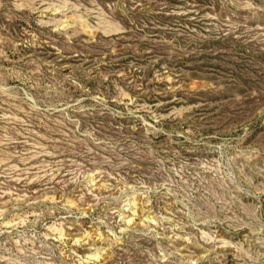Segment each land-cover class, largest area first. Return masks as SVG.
Instances as JSON below:
<instances>
[{"label":"rangeland","instance_id":"1","mask_svg":"<svg viewBox=\"0 0 264 264\" xmlns=\"http://www.w3.org/2000/svg\"><path fill=\"white\" fill-rule=\"evenodd\" d=\"M0 264H264V0H0Z\"/></svg>","mask_w":264,"mask_h":264}]
</instances>
